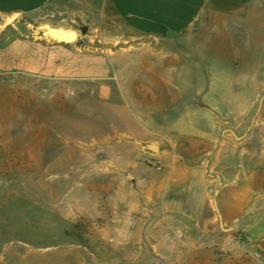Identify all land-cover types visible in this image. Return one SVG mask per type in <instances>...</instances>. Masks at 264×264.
Masks as SVG:
<instances>
[{
  "label": "crops",
  "instance_id": "0c3cea01",
  "mask_svg": "<svg viewBox=\"0 0 264 264\" xmlns=\"http://www.w3.org/2000/svg\"><path fill=\"white\" fill-rule=\"evenodd\" d=\"M2 24L0 74L46 82L53 97L56 87L75 94L92 88L90 95L118 113L117 133L126 140H148L168 91L198 97L200 82L208 81L201 127L195 108L191 120L175 119L154 133L188 151L160 153L157 184L145 155L132 148L111 169L132 183L111 199L136 225L159 218L158 232L138 235L139 248L149 245L165 264H214L216 249L240 264H260L254 253L264 250V231H256L264 226V0H0ZM44 24L75 33L87 26L88 34L56 42L35 29ZM253 34L251 51H241ZM258 99L259 118L247 124ZM216 113L232 119L220 139Z\"/></svg>",
  "mask_w": 264,
  "mask_h": 264
},
{
  "label": "rangeland",
  "instance_id": "374dc122",
  "mask_svg": "<svg viewBox=\"0 0 264 264\" xmlns=\"http://www.w3.org/2000/svg\"><path fill=\"white\" fill-rule=\"evenodd\" d=\"M87 34V26L76 30L78 39ZM254 36L247 44L242 41L239 49L251 51ZM234 41L237 46L239 41ZM207 84L200 82L198 97L168 91L161 120L150 119L152 134L144 141L158 145V153L152 155L141 150L135 143L138 139L126 140L117 133L118 113L90 95L92 88L75 94L56 87L53 97L51 90L46 92V82L0 74V264H165L149 245L144 251L139 248L138 235L158 232L159 218L152 215L136 225L135 219L121 216L119 204L111 198L118 187L132 182L125 173L115 175L111 169L135 148V156L147 158L143 161L151 171L149 179L159 184L160 153H184L189 146H175L154 133H163L175 119L191 120L189 111L195 108L201 127L209 108ZM232 85L250 90L255 84ZM245 99L251 104V98ZM260 105L258 99L247 124L258 120ZM216 121L221 123L214 131L220 139L232 119L216 113ZM256 231L263 232L264 226ZM215 254L214 264H240L223 249Z\"/></svg>",
  "mask_w": 264,
  "mask_h": 264
},
{
  "label": "water",
  "instance_id": "95a60500",
  "mask_svg": "<svg viewBox=\"0 0 264 264\" xmlns=\"http://www.w3.org/2000/svg\"><path fill=\"white\" fill-rule=\"evenodd\" d=\"M11 21H13V18H9L7 20V22H11ZM2 26H4V24H2L0 26V29H1ZM35 29L38 30L41 33L42 36L48 37V38H50V39H52V40H54L56 42L71 43V42H68L67 40H70L72 37L64 35L61 32L62 31L61 28H53L50 25L44 24V25H41V26H35ZM85 32H86V28H84L81 31L82 34H85ZM76 39H77V36H76L75 40ZM74 41H72V42H74ZM231 133L233 134V132H231ZM135 143L138 144L141 147V150L149 152L152 155H155V154L158 153L159 147L155 143L144 142V141H141V140H138ZM217 194H218V190H215L214 196H216ZM215 206H216V203H215ZM216 210L218 212L217 207H216ZM218 217H219L220 225L222 226L221 216H220L219 213H218Z\"/></svg>",
  "mask_w": 264,
  "mask_h": 264
},
{
  "label": "bare ground",
  "instance_id": "6f19581e",
  "mask_svg": "<svg viewBox=\"0 0 264 264\" xmlns=\"http://www.w3.org/2000/svg\"><path fill=\"white\" fill-rule=\"evenodd\" d=\"M16 18V17H15ZM13 20H14V18H13ZM2 27H4V26H2ZM64 35H66V36H70V37H72L70 40H67L68 42H72V41H74L75 40V38H76V33L74 32V31H70V30H64V29H62V31H61Z\"/></svg>",
  "mask_w": 264,
  "mask_h": 264
},
{
  "label": "built area",
  "instance_id": "2783aa9c",
  "mask_svg": "<svg viewBox=\"0 0 264 264\" xmlns=\"http://www.w3.org/2000/svg\"><path fill=\"white\" fill-rule=\"evenodd\" d=\"M254 257L260 262V264H264V250L256 251Z\"/></svg>",
  "mask_w": 264,
  "mask_h": 264
}]
</instances>
